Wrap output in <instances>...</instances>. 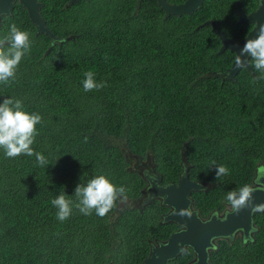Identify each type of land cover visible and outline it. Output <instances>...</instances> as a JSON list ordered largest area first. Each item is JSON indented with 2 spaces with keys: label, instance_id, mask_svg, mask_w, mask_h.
<instances>
[{
  "label": "trees",
  "instance_id": "obj_1",
  "mask_svg": "<svg viewBox=\"0 0 264 264\" xmlns=\"http://www.w3.org/2000/svg\"><path fill=\"white\" fill-rule=\"evenodd\" d=\"M39 1L52 33L38 32L18 0L0 25V38L15 23L32 41L15 80L0 83V102L14 97L41 115L31 147L49 161L7 158L0 148V264H142L179 225L163 219L168 207L159 199L134 204L149 177L131 168L129 155L151 157L164 185L185 166L207 183L193 191L203 216L223 209L226 193L251 184L264 165V78L254 67L234 79L217 75L235 52L219 53L213 26H201L213 19L238 41L253 27L238 21V2L249 12L260 0H204L182 15H167L158 0ZM89 70L107 86L86 92ZM211 161L229 174L216 180ZM101 174L126 189L127 202L104 217L84 215L75 188ZM62 191L73 201L64 222L51 203ZM255 219L254 237L219 240L212 264H264V211ZM194 255L188 247L170 264Z\"/></svg>",
  "mask_w": 264,
  "mask_h": 264
},
{
  "label": "clouds",
  "instance_id": "obj_2",
  "mask_svg": "<svg viewBox=\"0 0 264 264\" xmlns=\"http://www.w3.org/2000/svg\"><path fill=\"white\" fill-rule=\"evenodd\" d=\"M32 41L30 33L21 30L15 23L9 26V32L0 38V83L8 84L16 78L17 68L27 52L31 49ZM237 66L252 67L264 78V25H260L254 38H247L243 47L236 56ZM83 88L87 91L99 90L107 86L106 81L97 82L95 73L91 70L84 73ZM42 121L41 115L29 113L24 110L22 101L16 98H4L0 102V148L4 149L7 158H15L22 154L35 156L40 166H49L48 159L40 152H35L31 147L37 133L36 126ZM210 168H215V179L219 180L229 174L225 165H217L210 162ZM264 177V167L259 168L256 182ZM257 189L251 184H245L238 190L226 193V201L233 212H240L248 208L253 201V193ZM260 190H264V184H260ZM74 195L77 198L75 208L84 215H91L93 211L99 217L106 216L119 200L127 202L126 189L117 187L105 175H97L90 179L86 185L78 184ZM62 191L51 201L58 209L57 219L61 222L67 220L72 214L73 201L66 198ZM253 211H264V204L255 205ZM181 216H191V209H181Z\"/></svg>",
  "mask_w": 264,
  "mask_h": 264
},
{
  "label": "water",
  "instance_id": "obj_3",
  "mask_svg": "<svg viewBox=\"0 0 264 264\" xmlns=\"http://www.w3.org/2000/svg\"><path fill=\"white\" fill-rule=\"evenodd\" d=\"M17 0H0V25L2 23V16L8 15L14 8V3ZM23 6L26 7L32 22L37 26L38 32L52 33L46 20L41 15V8L43 3L39 0H18ZM78 0H70L74 2ZM161 7L167 15H182L184 13L192 14L199 9L204 0H185L181 3H172L169 0H158ZM239 21L245 23H255L254 28L241 40L236 41L227 36L226 32L220 30L213 20L207 21L211 23L215 33L220 37L222 45L219 53L230 49L235 52V58L232 65L223 73L216 72L217 75L222 74L223 79H234L235 75L241 68L246 67L254 73L251 64L247 66H237L236 56L240 49L243 47L247 38H254L260 25H264V0H261L259 7L246 14L239 6ZM264 184V178H262ZM206 184L190 178L188 172L179 178L178 183H168L160 189H156L155 195L159 196V200L165 206L171 207V211L165 216V221H173L179 224L182 228L175 231L171 236L159 244L153 243L149 256L143 261L142 264H169L170 260L177 257L180 253L185 251L188 247L192 248L195 253V264H209V249L213 247L214 242L218 238L230 237L237 232H244L247 234L249 229L254 223V213L252 208L255 205L264 204V190H257L253 193L252 204L240 212H233L232 209L224 216L218 217L213 215L208 219H202L200 215L192 211V215L181 216L178 213L181 209H190L193 202L191 194L195 190L203 188ZM238 190V189H234Z\"/></svg>",
  "mask_w": 264,
  "mask_h": 264
},
{
  "label": "flooded vegetation",
  "instance_id": "obj_4",
  "mask_svg": "<svg viewBox=\"0 0 264 264\" xmlns=\"http://www.w3.org/2000/svg\"><path fill=\"white\" fill-rule=\"evenodd\" d=\"M185 1V0H184ZM184 1H182V2H184ZM260 2H261V0H260ZM172 3H181V2H172ZM259 5H260V3H259ZM259 5L256 7V8H254V9H252L251 11H249V12H247V11H245L244 9H243V7H242V5H241V3L240 2H238V5H237V14H238V21H239V13H238V9H239V6L242 8V10L246 13V14H249V13H251V12H253V11H255L258 7H259ZM5 15V14H4ZM2 18H3V16H2ZM210 20H213V19H209V20H207V21H210ZM207 21H205L203 24H201V26H204L205 24H210V25H212L211 23H206ZM214 21V20H213ZM215 22V21H214ZM240 22V21H239ZM240 23H244V22H240ZM215 24H216V22H215ZM250 24H252L253 25V27H252V29L254 28V26H255V23H250ZM217 25V24H216ZM213 26V25H212ZM219 29H220V27H218ZM251 29V30H252ZM220 30H223V29H220ZM250 30V31H251ZM215 31V30H214ZM224 31V30H223ZM249 31V32H250ZM224 32H226V31H224ZM248 32V33H249ZM247 33V34H248ZM227 34V33H226ZM246 34V35H247ZM245 35V36H246ZM228 36V35H227ZM244 36V37H245ZM229 37V36H228ZM243 38V37H242ZM241 38V39H242ZM241 39H239V40H241ZM238 40V41H239ZM222 75V74H221ZM133 156H136L137 157V160H138V163H137V165L136 166H134L133 167V165H131L132 167H133V169H135V170H138L141 174H145V176L146 177H149V179L147 178V180H148V184H147V186L145 187V189L143 190V196L139 199V201H135V203L134 204H136V205H139L140 203H144V205L143 206H145L146 205V203H149V202H151L153 199H159L158 197L159 196H156L155 195V191H156V189H160L162 186H165L164 184H162L161 183V175L158 173V171L156 170V168H155V164L152 162V160H151V157H149V156H147L146 158H143V157H141V156H138V155H136V154H132ZM145 159H147L148 160V163H144V161H145ZM262 167H264V165H259L258 166V168H257V171H256V174H255V177H254V179H253V182L251 183V185L254 187V188H259L260 187V184H263L262 183V178H264V177H261L260 178V180H259V182L257 183L256 182V178H257V172H258V169L259 168H262ZM186 169H187V167L185 166V168H184V172L182 173V174H180V175H184V174H186L187 173V171H186ZM182 176H180V178H181ZM179 182V180H177L176 182H172V183H178ZM205 182H203V184H204ZM206 185L205 186H203V188H201V189H199V190H202V189H204V188H206V187H208V184L207 183H205ZM156 188V189H155ZM191 196H192V198H194V196H193V192H192V194H191ZM223 202H224V207H223V209H220V208H218V209H214L215 211H212L208 216H203L202 214H201V212H200V210L197 208V205L195 204V198L193 199V202L191 203V205H190V209L191 210H194V211H196L199 215H200V217H202V219H208V218H210L211 216H213V215H217L218 217H222V216H224L228 211H230L231 210V207H230V205L227 203V201H226V198L223 200ZM140 206V205H139ZM168 207V211L166 212V213H164L163 214V219L165 218V216L167 215V213H169L170 211H171V207H169V206H167ZM258 211H255V213H254V223H252V226H251V228L249 229V231L247 232V234L246 233H244V232H242V231H240V232H237L236 234H234V235H231L230 237H223V238H218L215 242H214V245H213V247H211V249H209V258H208V262H209V264H212V262L210 261V251L211 250H213L214 249V246L216 245H218V241L219 240H228V241H231V242H235L236 240H241V241H243V242H245V241H248V240H251L253 237H254V235H255V233L258 231V225H257V222H256V219H255V215H256V213H257ZM179 225V224H178ZM182 227L179 225V227L175 230V231H178V230H180ZM174 231V232H175ZM160 242L159 241H157V243H156V245L157 244H159ZM187 251V249L185 250V251H183V252H186ZM182 252V253H183ZM194 257H195V255H194ZM194 257L193 258H191L186 264H195V261H194ZM169 264H170V262H169Z\"/></svg>",
  "mask_w": 264,
  "mask_h": 264
},
{
  "label": "rangeland",
  "instance_id": "obj_5",
  "mask_svg": "<svg viewBox=\"0 0 264 264\" xmlns=\"http://www.w3.org/2000/svg\"><path fill=\"white\" fill-rule=\"evenodd\" d=\"M183 160L185 161V158ZM128 161L130 162L131 165H133V167L136 166L137 163H138L137 157L136 156H133L132 154L128 156ZM144 163H148V160L145 159ZM133 167L131 166V168H133ZM130 203L128 202V205L129 206L133 205L132 203L131 204Z\"/></svg>",
  "mask_w": 264,
  "mask_h": 264
}]
</instances>
